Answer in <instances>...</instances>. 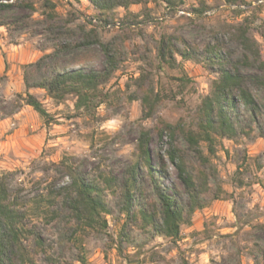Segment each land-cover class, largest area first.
Listing matches in <instances>:
<instances>
[{"label":"rangeland","instance_id":"1","mask_svg":"<svg viewBox=\"0 0 264 264\" xmlns=\"http://www.w3.org/2000/svg\"><path fill=\"white\" fill-rule=\"evenodd\" d=\"M172 2L169 6L161 0H141L126 10L105 12L92 10L86 0H31L30 6L0 7V22L5 24L11 43L26 35L38 49L47 51L22 65L21 74L13 77L14 83L17 79L24 81L25 70L31 82L53 71L102 70L105 55L99 46H77L83 35L93 30L115 57L113 77L100 86L101 95L88 109L77 110L73 96L56 101L44 90L32 89L31 94L43 103L49 118H42L33 108L34 119L31 114L27 118L57 126L61 131L58 135L65 138L63 143H48L39 154L27 159L15 153L0 157V175L8 178L11 189L20 192L24 201L25 197L29 200L30 219L40 228L47 254L55 264H264V116L248 135L232 140L217 138L212 155L207 143L201 142L211 166L207 206L182 224L176 242L155 236L150 228L144 230L141 222L124 230L126 216L121 210L119 189L106 194L110 210L103 217L106 226L100 221L94 229L74 234L63 222L50 220L42 201L50 188L67 181L53 166L64 158L71 159L69 162L89 177L104 171L122 180L124 170L137 160V140L142 130L151 134V154L157 168L159 156L165 158L163 184L168 193L187 200L167 155L172 145L186 150V143L182 136L172 138L161 123L196 129L197 108L210 93L217 74L201 56L190 61L176 56L173 67L161 66L157 44L167 36L178 48L184 49L186 43L201 53L216 40L229 46V33L248 24V35L255 40L264 61V0ZM211 10L215 13L207 16ZM64 43L70 47L64 49ZM47 55L42 66L26 67ZM6 78L0 76V119L12 117L25 104L26 89L23 96L24 91L14 87L11 96ZM148 87L153 88L159 102L152 117L146 119L142 97ZM254 94L263 108L264 94ZM184 157L189 166L195 165L192 155ZM139 173L144 194L138 204L142 205L152 200V183L145 168ZM36 264L50 263L39 255Z\"/></svg>","mask_w":264,"mask_h":264},{"label":"trees","instance_id":"2","mask_svg":"<svg viewBox=\"0 0 264 264\" xmlns=\"http://www.w3.org/2000/svg\"><path fill=\"white\" fill-rule=\"evenodd\" d=\"M98 12L112 11L116 8L128 9L139 4L141 0H86ZM173 5L172 0H161ZM19 5L30 6L29 2ZM12 5H0L8 8ZM195 13H201L194 10ZM246 24V23H245ZM0 22V27L4 26ZM58 31H62L58 29ZM249 26L239 25L229 33V46L223 40L208 43L203 52L184 43L180 49L170 37L163 36L157 44V59L161 66L173 67L178 56L182 60H196L198 56L204 60L208 68L214 70L217 77L213 80L210 93L202 100L196 111V129L181 124L172 126L162 122L161 126L170 130L172 138L182 136L186 150L171 146L167 155L176 168L178 178L183 185L187 200L170 195L163 184L166 178L167 164L163 156H159L160 167H156L150 148L151 134L147 130L140 132L137 140L136 162L129 165L123 173V179L101 172L89 177L80 168L64 158L53 164L67 180L57 187L50 188L42 198L50 213V220L63 222L67 231L74 234L86 229H94L100 221L106 226L104 215H108L109 204L107 192L120 190L121 210L126 216V226L141 222L144 230L150 228L155 236H163L177 241L180 238L181 226L192 214L207 206L205 196L210 191V160L204 155L201 142L208 145L209 154H214V142L217 138L234 139L240 135H248L259 119L264 116L263 108L255 99L254 91L264 94V61L259 48L249 37ZM97 45L105 55L102 70L72 69L62 72L53 71L48 77L31 82L28 71L24 73L26 95L25 105L30 106L42 118L48 119L49 114L43 103L30 93L32 89L44 90L56 101H63L69 96L76 98L77 110L90 108L94 99L101 95L100 86L108 83L116 71L115 57L98 38L96 31L83 35L77 46ZM70 47L64 43L63 48ZM49 56L41 57L27 68L42 66ZM252 69L255 71H245ZM158 95L152 87L143 91V116L152 117ZM48 123V122H47ZM162 135V128H158ZM195 159L190 166L184 156ZM193 169L196 174L189 172ZM148 171L152 183V200L142 202L140 169ZM29 200H23L20 192L11 189L8 178L0 175V264H36V257L44 256L50 264L55 259L47 254L45 239L40 228L30 219Z\"/></svg>","mask_w":264,"mask_h":264},{"label":"crops","instance_id":"3","mask_svg":"<svg viewBox=\"0 0 264 264\" xmlns=\"http://www.w3.org/2000/svg\"><path fill=\"white\" fill-rule=\"evenodd\" d=\"M87 4L90 6L88 2ZM92 10L94 9L92 8ZM19 41H16L15 44L11 43L6 28L0 27V76L7 77L6 82L10 88L11 96H13L14 87L18 92L24 91L23 96L25 95L23 79H17L15 83L13 81L16 74H21V66L47 52L38 49L34 45L35 41L27 38L26 35L25 39L20 38ZM22 103L24 104L23 101ZM29 114H33L32 107L24 104L12 117L0 119V157L7 158L15 153L27 159L39 154L48 143L59 145L65 141V138L58 135L61 131L56 128L57 126L46 125L38 117L34 123L30 122L27 118ZM32 116L34 119V115ZM12 122L17 124V129L11 128Z\"/></svg>","mask_w":264,"mask_h":264},{"label":"built area","instance_id":"4","mask_svg":"<svg viewBox=\"0 0 264 264\" xmlns=\"http://www.w3.org/2000/svg\"><path fill=\"white\" fill-rule=\"evenodd\" d=\"M29 1L31 0H1L0 5H18L20 3L29 2ZM214 13H215V10H211V11H208L206 15L211 16ZM10 126L12 129L16 128V124L14 122H12Z\"/></svg>","mask_w":264,"mask_h":264}]
</instances>
